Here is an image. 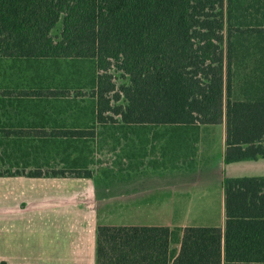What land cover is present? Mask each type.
Here are the masks:
<instances>
[{"label":"trees","instance_id":"16d2710c","mask_svg":"<svg viewBox=\"0 0 264 264\" xmlns=\"http://www.w3.org/2000/svg\"><path fill=\"white\" fill-rule=\"evenodd\" d=\"M232 4L0 0V165L35 163L30 139L52 134V101L65 96L69 81L81 86L80 77H56L69 61L91 64L84 79L91 89L90 119H113L105 114L112 111L125 125L224 123L225 163L264 157V78L242 84L241 97H232L233 58L263 54L257 44L264 24L251 26L243 14L238 24L230 22ZM263 65L254 67L263 74ZM112 66L125 78L119 86ZM61 132L78 136L84 129ZM223 185V227L99 224L96 263L264 264V174L225 176Z\"/></svg>","mask_w":264,"mask_h":264},{"label":"crops","instance_id":"0c3cea01","mask_svg":"<svg viewBox=\"0 0 264 264\" xmlns=\"http://www.w3.org/2000/svg\"><path fill=\"white\" fill-rule=\"evenodd\" d=\"M147 139L137 145L144 147ZM168 139L170 134L161 137V153L185 158L180 160L185 166L170 168V160H165L167 165L161 172L136 175L138 158L130 169L120 168L112 181L49 178L38 180L37 185L45 184L32 192L25 189L20 176L12 177L14 181L1 178L0 261H29L32 253L25 246L29 228H33L30 233L44 230L52 237L50 264H97L99 224L223 227V178L263 175L255 162L264 157L225 163V134H182L173 143ZM164 142L168 143L166 149ZM213 152L219 153L215 157ZM232 163H243L237 165L252 172L227 173ZM37 256L35 252L33 257Z\"/></svg>","mask_w":264,"mask_h":264},{"label":"rangeland","instance_id":"374dc122","mask_svg":"<svg viewBox=\"0 0 264 264\" xmlns=\"http://www.w3.org/2000/svg\"><path fill=\"white\" fill-rule=\"evenodd\" d=\"M232 7L234 14L230 22L234 23L236 20L237 23V20H241V14H243V20L251 26L264 24V0H233ZM60 27L61 22L53 29L52 34L55 37L59 34ZM257 46L263 49V54H256L249 58L239 54L233 58V98L241 97L242 84L248 86L253 83V80L264 78V72L263 74L259 73L254 67L256 64H264V38ZM62 64V67L59 68L60 71H57L56 77L66 80L80 77L81 86L69 81L65 96L52 101V106L49 108L51 116L56 120V126L53 128L48 127L47 129V133L52 132V134H43L42 136L44 137L42 138L44 139L39 138L41 136L38 135L35 139H30L32 144L35 145V147L29 148L30 152H32L31 158L35 160V163L31 161V165L25 166L24 161L20 159V163L18 165L15 164L11 168V163L3 162L0 165V171L5 173L0 175V179L8 180V178H11V181H14L12 177L16 176L17 178V176H20L25 180V189L31 192L40 185L45 184L43 182L37 185L38 180L49 178L57 180L93 178L99 182L102 180L112 181L120 168L123 170L130 169L133 162H135L133 160L138 158L140 160L135 162L138 164V173H135L136 175H145L144 173L152 171L161 172L166 168L167 160H170V168L185 166L180 161L185 158L182 157L179 160L177 155H163L161 153L160 140L164 134H170L169 143L177 141L178 136L182 134H225L224 123L197 125V128L166 123L158 125H125L121 120V116L114 114L112 111H107L105 114L113 119H90L91 89L86 85L84 79L92 70L91 64L87 61L82 63L69 61ZM252 69L255 71H252ZM110 72L117 86L124 82L125 78L121 71L116 70L112 66ZM260 74L261 76H259ZM58 87V89H61L62 85ZM113 102L115 103V101ZM124 102V98L119 100V103ZM74 122L76 123L73 124ZM84 122L85 124L83 125ZM78 128L84 129L83 135L77 136V133L68 134L61 132L62 130ZM137 137L139 139H135ZM144 138H149L146 140V145L143 147L139 144L138 146L137 144L144 141ZM64 140L68 142L65 143ZM163 144H165L163 149H166L168 143L164 142ZM216 150L218 151V148ZM218 153L213 152V155L216 157ZM16 154H19V151ZM128 155L134 156L130 158ZM73 160H77L80 165L74 168L71 165ZM255 163L259 167V171H264V158ZM237 164L243 163H232L227 168V173L247 174L252 172L248 167ZM36 169L41 170V176L27 175L28 171ZM6 170L13 173H7ZM77 171L81 172L79 173L81 174L80 176ZM85 172H89V175H85ZM46 216L49 217V214ZM31 230L33 228L27 230V238H25L27 252L32 253L26 264H50L49 257L54 252L51 251V246L49 247L52 237L48 233L43 232V229L42 233H39V231L30 233ZM35 252L38 253L37 258L33 257Z\"/></svg>","mask_w":264,"mask_h":264}]
</instances>
